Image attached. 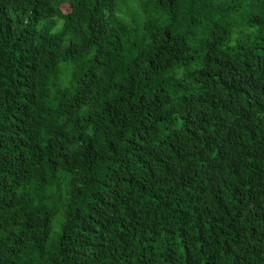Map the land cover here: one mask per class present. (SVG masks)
I'll use <instances>...</instances> for the list:
<instances>
[{
	"label": "trees",
	"instance_id": "obj_1",
	"mask_svg": "<svg viewBox=\"0 0 264 264\" xmlns=\"http://www.w3.org/2000/svg\"><path fill=\"white\" fill-rule=\"evenodd\" d=\"M0 264H264V0H0Z\"/></svg>",
	"mask_w": 264,
	"mask_h": 264
},
{
	"label": "rangeland",
	"instance_id": "obj_2",
	"mask_svg": "<svg viewBox=\"0 0 264 264\" xmlns=\"http://www.w3.org/2000/svg\"><path fill=\"white\" fill-rule=\"evenodd\" d=\"M131 3L137 4L138 2H137V1H132ZM128 7H129V5H126V6L124 7V11H126V10L128 9ZM62 9H63L64 11H68V10H69V6H68L67 4H63V5H62Z\"/></svg>",
	"mask_w": 264,
	"mask_h": 264
}]
</instances>
